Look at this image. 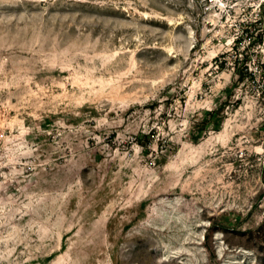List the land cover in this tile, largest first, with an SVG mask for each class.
<instances>
[{
    "label": "rangeland",
    "instance_id": "rangeland-1",
    "mask_svg": "<svg viewBox=\"0 0 264 264\" xmlns=\"http://www.w3.org/2000/svg\"><path fill=\"white\" fill-rule=\"evenodd\" d=\"M0 264H264V0H0Z\"/></svg>",
    "mask_w": 264,
    "mask_h": 264
}]
</instances>
